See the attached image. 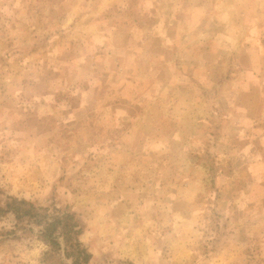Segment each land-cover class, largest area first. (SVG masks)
Here are the masks:
<instances>
[{
  "label": "rangeland",
  "instance_id": "374dc122",
  "mask_svg": "<svg viewBox=\"0 0 264 264\" xmlns=\"http://www.w3.org/2000/svg\"><path fill=\"white\" fill-rule=\"evenodd\" d=\"M192 7L0 0V209L10 198L68 208L89 264H264V175L241 167L250 127L238 122L227 137L223 121L259 103L247 96L251 82L264 103V0H198L204 36L233 26L235 45L217 42L208 60L210 42L198 44V77L192 67L182 77L180 61L171 72L162 59L181 32L167 26L194 21ZM251 27L257 42L239 43ZM166 76L176 94L158 97ZM14 225L0 214V264H73L62 253L46 263L50 247L14 237Z\"/></svg>",
  "mask_w": 264,
  "mask_h": 264
},
{
  "label": "crops",
  "instance_id": "0c3cea01",
  "mask_svg": "<svg viewBox=\"0 0 264 264\" xmlns=\"http://www.w3.org/2000/svg\"><path fill=\"white\" fill-rule=\"evenodd\" d=\"M192 6L194 7V13H195V20L194 21H182V22H178L180 25L175 24L176 22H174L173 24H169L167 27L169 30H173V29H179L180 28V33H179V38L174 39L172 42H170L169 44L171 45L172 48H169V52H171L174 49V46H176V50H174V52L172 51V53L168 54L167 58H163V69H165L166 71H171L173 72V70L171 68H174V65L177 64L180 61V65L181 68L183 67V69H181L179 73V75H181L182 77H184V74L186 72V68L189 69V67H192V69H189L190 71H192L194 74L189 73V75H196L198 77V44H204L205 42H210V47L207 48V53L205 54V58L208 60H215V52H214V48L216 45H219L217 42H221L224 39H227L226 44L227 46H230V49H232V46L235 45V27L233 26H227L228 28V32L227 35L224 36V33H219L217 36H212L210 37L207 36V34L204 36V29L203 27L198 28V0H190ZM192 7V8H193ZM179 11L181 10V8L178 9ZM173 14L176 13V9L174 12H171ZM167 18V20H169L170 22V14ZM233 13V11H232ZM180 21V19L178 20ZM255 27H251L250 29L246 30V29H238V30H242L241 31V36L243 37L244 40L238 41L241 44H247L248 42H250L251 44L256 43L257 40L254 39L252 40L251 36L254 32ZM248 31V32H247ZM247 32V33H246ZM253 32V33H252ZM201 34V35H200ZM175 36V32L172 31V39ZM257 37V36H256ZM157 40V39H156ZM167 37L164 36L163 38V45L166 43ZM175 41H177L175 43ZM178 45V46H177ZM223 45V44H220ZM243 47V46H242ZM240 49V48H239ZM243 50V52H242ZM247 48H242L241 52L242 54H244L246 52ZM143 54L148 53V58L151 59L152 61H158L161 56L160 53L157 54V57L155 58L152 54V50H150L148 48L147 51L141 52ZM165 53V52H164ZM168 53V52H166ZM184 54H186V59L185 58H180L182 57ZM230 55V54H227ZM180 56V57H179ZM185 56V55H184ZM140 57V56H139ZM141 59V58H138ZM184 59V60H183ZM190 60H194V63H188ZM201 61V59H199ZM161 61V62H162ZM184 64V65H183ZM183 65V66H182ZM146 68L148 70L154 68V64L152 62H150V60L146 61ZM176 68V67H175ZM176 70V69H175ZM174 74V73H173ZM172 73L169 74L170 78L173 76ZM173 79H168V76H166V81L165 82H161L159 86L154 87V91L157 92V96L159 97V95H163V93L167 92L171 95L176 94V86L177 85H173ZM191 82V81H190ZM189 82L190 85H193ZM197 80H195V87ZM261 83L263 84V80L262 79H258V84L261 85ZM251 83H249V87L247 88V92H248V98L250 96V100L251 99H255V98H259V102L256 106L254 105V103L251 102H247V103H242L241 107L243 108L241 110L242 113H240V116H236L233 113L230 115H225V119L223 120L226 123L225 126V131L226 136H232V135H237V134H233L232 131L236 128L234 126H238L240 127L239 123L244 124L245 126H249L250 129V134H247V129H245V139H247V137L249 136V140L251 142V147L249 149H245L242 150V153L240 154V157L243 159V164L241 165L242 169L246 172H251V174H253V172L257 173V172H262V174L264 175V121L262 120L264 118V103H263V96L262 93L258 90L256 83H254L253 85H251ZM192 89L191 88H186V92H191ZM214 94H218L221 93L222 95L226 96V99L228 98L229 94H230V90H226V89H220V88H213ZM215 102H217V99L215 100ZM236 105V104H235ZM152 107V105H151ZM243 114V115H242ZM234 115V116H233ZM243 120V121H234V120ZM171 120H169L170 122ZM144 122L143 117L139 118L137 121L138 123H142ZM239 122V123H238ZM175 123V122H174ZM177 124H179V122H176ZM149 124L153 125L152 122H150ZM238 124V125H235ZM257 130V134H258V140H259V144L256 141H251L252 139H254V137L252 136L251 132L252 131H256ZM242 131V129H241ZM243 132V131H242ZM225 134H221L220 135V140L224 141L226 139ZM151 139V138H150ZM261 143V144H260ZM239 153L235 152V155H238ZM264 187V186H262Z\"/></svg>",
  "mask_w": 264,
  "mask_h": 264
},
{
  "label": "trees",
  "instance_id": "16d2710c",
  "mask_svg": "<svg viewBox=\"0 0 264 264\" xmlns=\"http://www.w3.org/2000/svg\"><path fill=\"white\" fill-rule=\"evenodd\" d=\"M3 213L14 216L15 225L10 231L14 237L18 232L24 236L32 235L50 247L46 263L55 254L62 253L73 264H89L92 255L80 241L83 229L76 214L68 208L42 207L24 199L10 198L6 209H0V214Z\"/></svg>",
  "mask_w": 264,
  "mask_h": 264
}]
</instances>
